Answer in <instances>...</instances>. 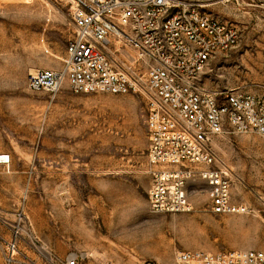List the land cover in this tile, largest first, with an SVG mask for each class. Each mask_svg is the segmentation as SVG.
Listing matches in <instances>:
<instances>
[{"label":"rangeland","instance_id":"1","mask_svg":"<svg viewBox=\"0 0 264 264\" xmlns=\"http://www.w3.org/2000/svg\"><path fill=\"white\" fill-rule=\"evenodd\" d=\"M183 1L238 29L205 87L264 96V0ZM73 31L69 0H0V264H176L179 250L264 249L263 138L227 130L214 141L232 201L248 211L213 213L193 181L191 212L152 213L143 97L28 86L31 71L63 67Z\"/></svg>","mask_w":264,"mask_h":264},{"label":"built area","instance_id":"2","mask_svg":"<svg viewBox=\"0 0 264 264\" xmlns=\"http://www.w3.org/2000/svg\"><path fill=\"white\" fill-rule=\"evenodd\" d=\"M69 2L74 31L66 61L59 70L31 71L29 88L54 98L67 82L75 93L143 97L152 213L191 212L193 181L209 188L213 213L248 211L232 201V170L214 141L227 130L264 140V97L241 88L210 91L202 81L209 62L237 44L238 29L183 0ZM175 262L264 264V249L179 250Z\"/></svg>","mask_w":264,"mask_h":264},{"label":"bare ground","instance_id":"3","mask_svg":"<svg viewBox=\"0 0 264 264\" xmlns=\"http://www.w3.org/2000/svg\"><path fill=\"white\" fill-rule=\"evenodd\" d=\"M2 158H6V155L5 154H3V155H0Z\"/></svg>","mask_w":264,"mask_h":264},{"label":"crops","instance_id":"4","mask_svg":"<svg viewBox=\"0 0 264 264\" xmlns=\"http://www.w3.org/2000/svg\"><path fill=\"white\" fill-rule=\"evenodd\" d=\"M233 25V24H232ZM235 26V25H234ZM236 27V26H235ZM258 96H262V95H258ZM262 97H264V96H262Z\"/></svg>","mask_w":264,"mask_h":264}]
</instances>
